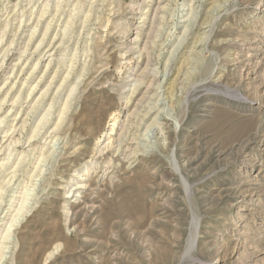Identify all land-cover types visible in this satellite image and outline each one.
I'll list each match as a JSON object with an SVG mask.
<instances>
[{
  "label": "rangeland",
  "instance_id": "rangeland-1",
  "mask_svg": "<svg viewBox=\"0 0 264 264\" xmlns=\"http://www.w3.org/2000/svg\"><path fill=\"white\" fill-rule=\"evenodd\" d=\"M45 1L0 0V264H264V0Z\"/></svg>",
  "mask_w": 264,
  "mask_h": 264
},
{
  "label": "bare ground",
  "instance_id": "bare-ground-1",
  "mask_svg": "<svg viewBox=\"0 0 264 264\" xmlns=\"http://www.w3.org/2000/svg\"><path fill=\"white\" fill-rule=\"evenodd\" d=\"M62 2H63V0H62ZM65 2V1H64ZM49 3H50V0H46L45 2H44V6H43V9H42V11L40 12V15H39V17H38V20H37V23L36 24H38V22H39V19L40 18H42L44 15H46V13L48 14V9H49ZM17 7V4H15V8ZM55 8H56V13L57 12H59L60 11V9H63L62 7H61V0H58V2L56 3V6H55ZM16 10V9H15ZM72 15H71V17H70V19L65 23V27H64V31H68V29L71 27V25L73 24V18L75 17V15H77V12H78V7H74L72 10ZM61 12V11H60ZM59 12V13H60ZM70 12V11H69ZM23 14V13H22ZM61 14V13H60ZM24 15V14H23ZM61 17V16H60ZM54 18H52V19H50V21L47 23V25H46V27H45V31H44V33H43V36H42V39L40 40V42H39V45L43 42V40H45L44 38H46L45 36L47 35V32H48V30H49V28L51 27V22L52 21H54L53 20ZM98 19V18H97ZM56 21V20H55ZM20 24H22L23 23V21L22 20H20V22H19ZM8 26H9V22L7 21L6 23H4V25H3V28H4V30H6L7 28H8ZM10 27V26H9ZM19 27H20V25H19ZM36 29H37V25H35L34 27H33V29H32V31H31V33H30V35H29V40L33 37V35L35 34V32H36ZM71 29L72 28H70V31H71ZM38 30V29H37ZM63 31V32H64ZM3 32V31H2ZM1 32V33H2ZM4 34V33H3ZM2 34V36H4ZM65 35V34H64ZM56 36V35H55ZM63 36V35H62ZM54 38V37H53ZM1 39H2V37H1ZM63 40H65V39H63ZM1 42V41H0ZM11 42V41H10ZM10 46H12L11 44H9V47ZM39 47V46H38ZM87 48V47H86ZM8 49V48H7ZM26 52V51H25ZM21 55H23L22 53H21ZM89 55V54H88ZM38 56V55H37ZM77 56V55H76ZM40 57V56H39ZM73 58H74V56H73ZM75 59V58H74ZM38 62V61H37ZM51 62V61H50ZM50 62H48V64H47V66L49 65V63ZM83 62V61H82ZM37 65H38V63H36L35 64V66H34V69L37 67ZM79 65V64H78ZM71 66H73L72 65V63L70 64V67H69V70H68V72L66 73V77H69V75H70V73H71ZM33 69V70H34ZM47 69V68H46ZM85 69H82L81 71L83 72ZM180 72V71H179ZM76 73V72H75ZM85 73V72H84ZM166 74V73H165ZM73 75H76V74H74V72H73ZM82 75V74H81ZM77 76V75H76ZM65 80V79H64ZM15 85V83L12 85V87L11 88H13V86ZM36 87L37 86H33L32 87V89H31V91H30V93L27 95V97L29 98L30 96H31V94H32V92L36 89ZM76 87H77V84H74V86H72V88L70 89V92H69V94H68V97L66 98V100H65V102H64V105H63V107H62V109H61V111L59 112L60 113V115H59V117H58V123L56 124V127L58 128L59 126H60V124L62 123V121L64 120V115L67 113V111H68V108H69V103H70V98H71V96H72V94H73V92L75 91V89H76ZM47 91H48V89H46L43 93H42V95L40 96L41 98H42V96H44V95H46V93H47ZM24 98L22 97V94H18L16 97H15V99L13 100V102H12V104H11V109H10V111L11 110H13L14 109V104H17V103H22L21 101L23 100ZM5 100L6 99H3L2 101H0V102H5ZM43 100V99H42ZM39 101H40V99H38V100H36V102L34 103V106H36L37 104H40L39 103ZM41 102V101H40ZM20 107H21V104H20ZM1 104H0V110H1ZM34 108V107H33ZM36 108H37V106H36ZM52 108V106L50 105L49 106V109H48V111L42 116V118L40 119V121L38 122V124L36 125V127H35V129H34V131H33V133H32V135H31V139H33L34 138V136H36L37 134H38V132L42 129V127L45 125V123H47V121H48V117L50 116V109ZM15 112H16V110H15ZM18 114V113H17ZM31 115V114H30ZM15 116H16V114H15ZM117 116V115H116ZM117 119V118H116ZM5 117H2V118H0V125H2L3 123H5ZM115 121L116 120H114L113 121V123H112V125H114L115 124ZM24 123H26V121H22V124H24ZM70 125V124H69ZM25 126V125H24ZM70 127V126H69ZM8 134V133H7ZM33 137V138H32ZM20 141L18 140V139H13V141L11 142L13 145L14 144H17V143H19ZM56 142H57V140H56ZM10 145H8V147H9ZM42 148V147H41ZM8 149H10V148H8ZM54 149V148H53ZM13 150V149H12ZM9 152V151H8ZM11 156V153H8L7 154V159L9 158ZM42 156H43V154H42ZM41 156V157H42ZM25 157H26V153H25V151H22L21 152V154H20V157H19V159H18V161H17V163H16V165H15V168H13L14 170L11 172V178L7 181V183H9L10 182V180H12V178L14 177V175H15V173L17 172V168L24 162V160H25ZM44 157V156H43ZM6 159V158H5ZM41 159V158H40ZM35 160V159H34ZM3 161H5L4 159L2 160V162L0 163V168H2L3 167ZM39 161V160H38ZM42 161V160H41ZM40 161V162H41ZM38 164H39V162H38ZM39 166V165H38ZM38 166H36L35 168H36V170H37V167ZM23 169V168H22ZM21 170V169H20ZM42 170V169H41ZM34 172V171H33ZM31 178V177H30ZM31 180V179H30ZM30 182V181H29ZM32 182V181H31ZM4 183V182H3ZM4 184H6V183H4ZM30 186V185H29ZM33 185L31 184V186L30 187H32ZM4 187V186H3ZM3 189L4 188H2V187H0V202H2V198H1V194H2V192H3ZM24 190H25V192L23 193V195H22V198H21V201H20V203H19V206H18V208L15 210V213H14V215H11L10 217H11V219H10V221L6 224L7 225V228H6V230H5V233H4V235H3V237H2V239H3V241L4 242H2L1 243V245H0V261L2 260V259H4V254H5V249H7V248H5V246L4 245H6V244H8V243H6L9 239H10V235L13 233V231H14V229L13 228H15L18 224H19V222L21 221V219L30 211V209L32 208V206H30V202H29V197H31L32 196V193L31 192H33V189H29V188H24ZM4 193V192H3ZM12 198L14 197V196H11ZM12 201V199L11 200H9L8 202H11ZM29 202V203H28ZM10 208L12 209V207L10 206ZM5 209V208H4ZM2 211H3V209H2ZM14 211V210H13ZM9 211H7V213H8ZM7 216V215H6ZM6 218V217H5ZM2 221V220H1ZM2 236V235H1ZM52 254V253H51Z\"/></svg>",
  "mask_w": 264,
  "mask_h": 264
}]
</instances>
